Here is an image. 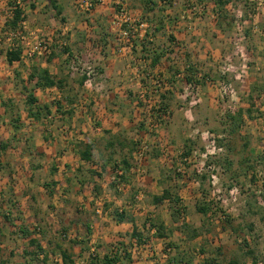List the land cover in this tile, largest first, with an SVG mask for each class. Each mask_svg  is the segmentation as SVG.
Returning a JSON list of instances; mask_svg holds the SVG:
<instances>
[{"label": "rangeland", "instance_id": "374dc122", "mask_svg": "<svg viewBox=\"0 0 264 264\" xmlns=\"http://www.w3.org/2000/svg\"><path fill=\"white\" fill-rule=\"evenodd\" d=\"M7 1L0 0V144L7 147L0 148V264H62L61 249L75 264H95L117 251L130 255L131 264H168L176 257L185 264H264V4L230 0L232 7L219 11L221 21L236 25L225 49L199 50L197 42L191 56L171 46L175 23H168L183 13L174 0H155L151 8L128 0L150 24L147 35L170 43L172 49L158 47L169 75L147 67V84L110 87L103 65L108 37L118 39L111 55L117 61L128 64L131 50L112 26L110 1L81 12L76 0H55L62 9L57 15L53 0H21L25 21L16 30L6 25L13 8ZM201 1L189 2L192 19L203 18L191 11ZM36 39L51 43L50 55L7 62L8 50L23 53ZM134 65L124 78L142 79L143 63L132 73ZM34 66L64 82L61 89L36 90L39 104L51 106L41 121L29 117L23 89ZM114 112L127 114L126 124H117ZM238 113L239 120L229 117ZM86 146L90 161L80 156ZM118 168L126 171L122 191L113 182ZM164 188L173 198L156 205ZM202 206L207 213L197 210ZM120 211L128 220L137 215L140 241L131 243L133 232L119 231L101 240L97 226L116 227L113 213ZM160 223L163 239L153 226ZM21 229L45 253L26 257Z\"/></svg>", "mask_w": 264, "mask_h": 264}, {"label": "crops", "instance_id": "0c3cea01", "mask_svg": "<svg viewBox=\"0 0 264 264\" xmlns=\"http://www.w3.org/2000/svg\"><path fill=\"white\" fill-rule=\"evenodd\" d=\"M190 1L191 0H174L173 5L180 6L179 9L183 13H182L181 18L178 19V21L176 20V22H172V23L169 22L168 23V24H173V26L175 23V26L173 29L174 30L173 36H175L176 39L175 38L173 39L174 41L172 42L173 44L171 45L172 48L174 49V46H177L178 49L183 48L185 51L189 52L192 56L193 54H196L195 52L197 51V49H195V46H196V43L199 42V44H200L199 48H198L199 50H201L200 49L201 46H205V48L208 50H211V52L212 51L213 52H222L225 49V47H224L226 44L225 41L228 39L229 36H231L233 34L236 25H234V23H230L229 20L221 21L222 18L219 16V11H221V9L217 10V8H216L218 5L217 4L218 0H216V1L215 0H205L203 2L201 1L202 2L201 5L206 6L205 12H207V13L204 12L203 18H201V19H192L191 16L189 15L190 14L189 8H187ZM223 1H225V5L222 7V10L224 8L230 9L232 7V2H230V0H223ZM259 1H260L259 3L257 2L258 5L261 2H262V4H264V1H262V0H259ZM7 3H10V5L13 4V3H11L10 0H8ZM235 24H237V22H235ZM263 26H264V23H263ZM113 36H114L113 38L111 36L108 37L109 45L106 48V50H104V52H109V54L106 57H103L104 58L103 65L106 68L104 71V74L106 76L105 82L107 85H109L110 87H124V85L126 86V84H128L129 82H134V84L135 83L136 84L141 83L142 85H145L148 83V80H146V76L150 75V71L154 72V73H157V71L163 72L164 73V74L162 73L163 77L167 78V75H169V73L167 72V70L164 68V65H163L164 64V55H163V53H161V49L158 48L160 46V44H162V43L165 47L166 46L169 47L170 43L166 44L165 38H163L161 35L153 34L152 36L146 35L145 37L138 39L137 42L133 43L131 50L127 51V52H129L128 54H129L130 59H126L129 61V63L126 64V62H123L121 59L119 61H117L116 58H114V56H111V55H113L112 53L114 51L115 46L118 45V43H117L118 41L116 42V40H118L117 37L115 35H113ZM111 46H112V48H111ZM171 46L169 48H171ZM144 56L147 58H148V56H152L153 58L146 59V58H144ZM157 56H160V59L158 62H156V64H153L154 59ZM141 57L144 59H141ZM138 58H140V59H138ZM137 63L138 64L143 63V65H141L139 68L144 73L138 74V77H141L142 79L137 80L135 77V79L129 80L128 79L129 77L124 78L123 76H125L126 71H129V67L132 64L136 65ZM136 66L131 71L132 73L135 72L134 69L136 68ZM147 67L149 68L150 71H147V70L145 71V69ZM135 70H139V69L136 68ZM120 74H121V77L118 76ZM119 80H121V81H119ZM114 81H117V83L116 84L112 83ZM140 81H142V82H140ZM173 83H174V81H173ZM129 85H130V83H129ZM108 107H110V106H108ZM109 115L110 114L107 111H105L102 114V117L106 118L104 121L107 122ZM114 115H111V117H115L114 121L118 122L117 124H119V125L126 124V121H127L126 117L128 116L127 114L119 113V112L117 114L116 112H114ZM105 125L109 126L108 129L111 130L112 134H115L117 132V126L114 123L110 124V122H109V123H106ZM164 189H166V188H164ZM164 189H163V191H164ZM163 191H162V193H163ZM160 194L161 193H157V196L162 195V194L161 195ZM115 214H116V212L113 213V215H115ZM132 216H137V215H131L130 220L127 219V220H124L123 222L115 221L116 227L111 226L110 228L105 227L106 225H101L100 223L104 222V221H101L99 223L101 226H99V227L97 226V230L99 229L98 232L101 233V237H100L101 240H103V241L111 240L112 237H114L111 235V233H113V232H118V231L120 233L126 232L125 234H128L127 232L132 233L134 228H138V226H137L138 224H137L136 220L133 219ZM99 224H95V225H99ZM131 226L133 227V229L129 230ZM91 227H93V226H91ZM138 230L139 229H137V231ZM150 233L155 234L154 230H152ZM160 239H163V238H160ZM157 240H159V239H157ZM134 241H135V238H132L131 243H134ZM43 246H44V244H43ZM0 248H2L1 244H0Z\"/></svg>", "mask_w": 264, "mask_h": 264}, {"label": "trees", "instance_id": "16d2710c", "mask_svg": "<svg viewBox=\"0 0 264 264\" xmlns=\"http://www.w3.org/2000/svg\"><path fill=\"white\" fill-rule=\"evenodd\" d=\"M24 1V0H22ZM21 1V2H22ZM143 2V5L150 7L151 6H155L156 5V1L155 0H141ZM53 7L57 12V15H61L62 14V9L58 6L57 1L53 0ZM217 10L221 9L222 7L225 5V1L223 0H218L217 2ZM25 21V17H24V12L22 10L21 7H14L13 10V16L12 18L9 19V21L6 23V25L11 29V30H16L20 27L21 23ZM22 55V51L21 49H13V50H8L6 52V59L7 62L10 65H13L15 62H20L22 60L21 58ZM160 59V56L155 57L154 59V63L156 64V62H158ZM84 80H86V77L84 76ZM193 82V81H192ZM191 82V83H192ZM32 85V87H30V85ZM64 82L62 80H56L54 79V77H52L50 71L47 68H41V67H37L34 66L31 69V73L28 76V79L26 82H24L23 85V89L25 91L26 95V103L28 106V114L29 117L34 120V121H41L42 118L46 119L47 117L51 116V106L48 104L45 105H40L35 93L36 90H43V89H47V88H53V87H60V89L63 87ZM3 104H5L3 102ZM248 114L251 115V109L247 110ZM239 115H241V113H238L237 116H233V115H229V117L233 120H239ZM15 129H19L20 127L17 125V123H15L14 125ZM0 148L1 150L5 151L7 149L6 144L5 143H1L0 144ZM80 156L83 160L85 161H90L92 158L91 155V147L86 146L84 147L83 150H80ZM127 163V162H125ZM173 198V195L171 193V191L169 189H164L163 193L161 196H156L154 197V202L155 204H161L162 202H164L165 200H171ZM176 201L178 202V199H176ZM200 213H207L208 208L205 206L199 207L197 209ZM4 218L6 219V221L8 223L11 222V216L9 215H4ZM127 216L123 213V211H121L120 213L116 212L115 215V220L117 222H123L124 220H127ZM154 227L156 226V232H157V237L158 238H164V227L163 224H158V225H153ZM21 232L24 236V239L28 240L27 246H25L24 248V255L26 257H33L37 255V251L38 250L40 253L38 255H41L43 253H45L44 249H43V243H41L38 239H36L34 237V234L32 232H29L26 229H21ZM133 236H135L134 238H137L138 241H140V235L137 233V230L134 228L133 230ZM61 252V257H62V264H75V262L72 260V257L68 254V252H66L65 250H60ZM124 256V255H123ZM121 255V253H119L118 251L114 254L113 257H110L109 255L105 256L102 260L100 261H96L95 264H119V262H122L126 259L127 264H131V256L127 255L126 258L125 256L123 257ZM46 258V257H45ZM122 258V260H121ZM125 258V259H124ZM189 261H187L188 263ZM186 261H184V259L182 258H175L172 260L168 261V264H185ZM235 264V263H232ZM253 264H257V263H253Z\"/></svg>", "mask_w": 264, "mask_h": 264}, {"label": "built area", "instance_id": "2783aa9c", "mask_svg": "<svg viewBox=\"0 0 264 264\" xmlns=\"http://www.w3.org/2000/svg\"><path fill=\"white\" fill-rule=\"evenodd\" d=\"M13 3V8L9 16L12 18L14 7H21V0H10ZM114 5V16L112 19V26L118 31L119 41L124 48H131L135 40H138L142 37H145L148 34L150 24L145 19H141L138 16V13L132 12L128 7V0H109ZM173 1V0H170ZM169 0H164V3H170ZM95 2H98L101 5H104L108 0H76V7L81 12H90L92 11ZM174 3V2H173ZM206 6H192L191 11L194 13H204ZM25 27V26H24ZM123 48V49H124ZM122 50V48L120 49ZM51 54V43L45 39H36L33 44H30L25 50L21 58H34L48 56ZM147 146L144 145L140 152L138 153L139 157H142L146 152ZM116 177L113 178V182L116 184V187L119 191H122L125 188L124 182L122 179L126 175V171L122 168H118L115 171ZM119 177V178H118ZM100 213V211H97Z\"/></svg>", "mask_w": 264, "mask_h": 264}]
</instances>
